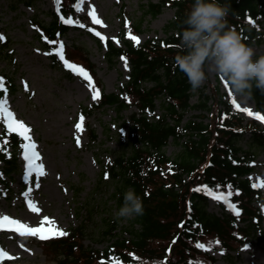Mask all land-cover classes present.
I'll list each match as a JSON object with an SVG mask.
<instances>
[{
    "label": "trees",
    "instance_id": "obj_1",
    "mask_svg": "<svg viewBox=\"0 0 264 264\" xmlns=\"http://www.w3.org/2000/svg\"><path fill=\"white\" fill-rule=\"evenodd\" d=\"M21 1L29 6L36 3V0ZM52 1L60 11L53 7L47 13L48 19L32 15L31 23L36 26L40 45L49 51L51 66L69 75L59 54L52 51L59 45H53L51 41H62L70 29L71 26L59 17L61 14L68 17L77 0H60L59 5ZM192 3L193 0H157L145 4L144 13L152 17L163 7L175 10L174 17L164 26L165 36L159 40L147 39L141 44L124 40L121 47L107 40V64L113 65L122 55L129 65L128 79L118 93L105 92L101 87L89 52L79 45L63 43L65 58L85 67L101 91L94 104L80 107L86 118L105 106L114 107L117 115L126 108L135 107L128 115L126 141L113 151L110 162L101 164L98 186L110 181L116 183L109 198L106 197L113 200L111 207L115 210L123 203L124 192L133 187L142 197L145 210L142 215L129 219L130 225L126 229L129 236L117 232L119 217L106 219L101 240H106L108 245L98 249L84 242L86 220L91 219L97 206L92 204L87 209L86 219L70 228L67 235L39 242L44 259L56 264H111L112 258L116 257L123 264H140L145 258L160 261L167 256L168 264H214L215 257L208 249H225L229 256L230 251H236L255 235L256 230L261 231L258 238L264 236L263 215L254 204L255 200L262 198V192L253 187L247 177L253 169L251 162L264 151V125L254 120L245 121L234 114L230 104L223 100L217 84L209 83L208 92L202 87L192 90L186 74L174 65V56L181 51L178 47L180 33L186 27L184 20ZM221 3L229 5L228 22L246 43L260 41L256 25L251 24L253 20L259 23L261 17L264 18L260 0H221ZM131 30L142 31V20L132 22ZM45 36L48 40L44 39ZM8 42L0 40V55ZM148 82L151 85H147ZM4 83L11 91L17 88L10 76L6 75ZM3 92L0 89V95ZM195 94L197 100L191 103ZM163 97L160 101L162 110L156 113L158 100ZM251 97L256 111L264 113V91L254 87ZM190 109L198 110V113L183 122ZM85 123L89 142H95V129L90 127L88 119ZM245 134H248L246 148L242 143ZM170 140L180 145L174 156L165 152ZM21 142L22 138L16 133L2 130L0 161L7 176L18 169L14 152L20 148ZM8 146L14 151L10 158L5 153ZM105 173H108L107 177ZM204 185L215 192H231L228 200L240 209V213L210 211L208 201L216 198L207 190H197ZM217 240L219 244L215 243ZM197 242L210 247L199 248ZM169 248L172 249L170 253Z\"/></svg>",
    "mask_w": 264,
    "mask_h": 264
},
{
    "label": "rangeland",
    "instance_id": "obj_2",
    "mask_svg": "<svg viewBox=\"0 0 264 264\" xmlns=\"http://www.w3.org/2000/svg\"><path fill=\"white\" fill-rule=\"evenodd\" d=\"M155 1L157 0H82L81 8L78 10L75 7L71 17L79 20L85 27L72 25L63 37V42L79 45L89 52V59L95 64L96 75L105 92H119L128 79L129 72V67H125L127 60L122 57L116 58L113 65L107 64L104 55L106 40L110 39L115 45L121 46L125 39L140 44L147 39L159 40L165 36L164 26L174 17L175 10L164 7L155 17L145 14V4ZM260 1L264 8V0ZM93 6L104 21L103 25H97L92 20L90 12ZM51 7V0H36L35 6L26 5L21 0H0V33L9 40L0 55V75L4 78L6 75L12 77L17 86L15 92L7 90L9 107L17 119H22L29 125L30 135L40 153V162L45 166L44 175L39 178L40 186L36 187L35 173L30 174L28 180L24 179L27 161L23 147L20 151H15L21 166L18 165V170L9 177L3 173L0 163V215L12 216L32 226L39 224L43 215H48L55 220L57 227L68 233L70 228L86 219L87 209L95 204L97 206L93 209L91 219L86 220L87 236L84 242L94 248L104 249L108 242L101 240V231L105 220L116 216V210L111 207L113 200L106 197L109 198L116 183L110 181L98 186L101 164L110 162L113 151L126 141L128 115L135 107L124 109L120 115H117L112 106L93 111L87 119L90 127L95 129L97 139L89 142L86 117L80 107L90 106L97 99H92L88 82L77 73L71 70L68 76L51 66L49 53L41 47L38 35L30 23L31 16L35 14L38 18L48 19L47 13ZM138 20H142V31L133 33L129 24ZM90 27L102 32L106 40L92 33ZM257 28L260 31V41L251 46L256 54H260L264 53V20L262 24H257ZM132 36H138L139 43ZM205 69L206 79L201 87L206 92L209 91L208 83L218 84L223 100L230 104L233 113L245 120H254L259 125H264V121L238 110L231 103L232 99H236L241 108L247 107L256 111L254 100L250 96L236 94L229 83H224L211 64H207ZM147 85L151 83L148 82ZM4 95L5 93L0 97ZM164 98L158 100L156 113L161 112L160 101ZM196 100L197 95L191 97V102ZM197 113L198 110L195 109L187 110L183 121ZM81 115L84 116L82 131L75 127ZM4 126L6 125L0 119V137ZM77 136L80 144L76 143ZM247 138L248 134H245L242 140L245 148ZM179 150L180 145L173 140L165 146V152L169 156H174ZM13 152L10 148L6 149L8 156ZM252 164L253 170L248 177L252 184L259 185L264 180V151ZM29 187L32 192L25 196L24 193ZM259 188L263 192V198L255 200L254 203L264 215V185ZM28 199L36 203L41 209L40 213L32 212L27 205ZM208 209L218 214L234 211L225 200L217 199L208 201ZM129 219L119 217L117 232L123 236H129L126 231L130 225ZM239 224L243 225V222ZM260 232L256 230L255 235L250 236L238 250L231 251L229 256L225 250H212L211 253L216 258L215 264H264V236L258 238ZM20 236L22 235L15 230L0 229V248L15 257L0 261H10L11 264H56L53 260L44 259L39 237L26 235L32 240L21 242ZM245 244L249 245L246 249Z\"/></svg>",
    "mask_w": 264,
    "mask_h": 264
},
{
    "label": "clouds",
    "instance_id": "obj_3",
    "mask_svg": "<svg viewBox=\"0 0 264 264\" xmlns=\"http://www.w3.org/2000/svg\"><path fill=\"white\" fill-rule=\"evenodd\" d=\"M229 5L221 0H193L180 33L181 49L174 65L184 72L192 90L202 86L207 64L241 96H251L253 88L264 91V53L256 54L227 19ZM123 131V130H122ZM142 197L133 187L123 194V203L115 215L132 218L144 213ZM145 258L141 264H157Z\"/></svg>",
    "mask_w": 264,
    "mask_h": 264
},
{
    "label": "snow or ice",
    "instance_id": "obj_4",
    "mask_svg": "<svg viewBox=\"0 0 264 264\" xmlns=\"http://www.w3.org/2000/svg\"><path fill=\"white\" fill-rule=\"evenodd\" d=\"M55 3L57 5L60 4V0H55ZM82 5V0H78L77 4L75 7L79 10ZM60 9L59 7L57 8V12H59ZM90 15L92 17V20L95 22L97 25H103L104 21L100 19V17L97 15L95 8L93 6V9L90 12ZM60 20L64 22L65 24L68 25H79L81 27H85L84 25L81 24V22L77 19H73L71 16L65 17L63 14L60 15ZM251 19V18H249ZM33 27H36L33 25ZM92 33H94L97 37H100L102 40H106V37L104 34L100 31L97 30V28L92 27L89 29ZM131 35V33H128ZM59 35V34H57ZM6 39L3 33H0V40ZM45 40H48V37H44ZM114 40H117L116 37H113ZM132 39L139 43L140 38L138 36H132ZM117 42H119L117 40ZM53 45L58 44V47H53L52 51L56 52L59 54V58L63 61L64 66L67 67L68 69L72 70L73 72L77 73L80 77H82L84 80L88 82V88L92 90V99L96 100L101 96V91L98 87L95 86V82L93 80L92 75L89 73V71L81 66L78 65L74 62H71L70 60L65 58L64 55V44L63 41H56L53 40L51 41ZM122 59L125 61L127 60L126 57L122 56ZM127 63L125 62V67H127ZM4 77L0 76V89H2L5 93L3 97H0V119L3 120V123L6 125L7 130L9 132H14L18 133L19 136L23 137L26 143L22 145V147L25 149L24 151V157L25 160L27 161L26 169L24 171V179L28 180L30 177V174L35 173L36 175V187L40 186V177L44 175L45 172V166L43 163L40 162V153L36 150V142L32 139V136L30 135V127L28 124H26L22 119H17L16 114L10 109L9 104H8V97L6 95L7 93V88L5 87L4 83ZM225 84L228 83L227 80L221 78ZM27 87V85H25ZM231 103L238 109L243 112L248 113L250 116L256 117L257 119L264 121V113H261L259 111H253L251 108H241V105L237 103L236 99H232ZM83 121H84V116L81 115L79 118V121L76 123L75 127L76 129L82 131L83 130ZM7 143V141H5ZM76 143L80 144V138L77 136L76 138ZM2 175V173H0ZM108 173H105V176L107 177ZM264 185V180L260 182V184H253V187H259ZM207 190L208 194L210 196L215 197L217 200H226L228 202V207L234 209L237 213H239L240 209L231 201L228 200V197L232 195L231 192L228 193H219L212 191L211 189L208 188L207 185L201 186L197 190ZM237 192H239V189H236ZM32 192V188L29 187L27 191L24 193L25 196H27L29 193ZM28 207L32 210L34 213H40L41 209L36 205V203L32 199H28L27 201ZM45 225H48L47 227ZM0 229H14L15 232L20 233L22 236L24 235H30L33 237H39L42 240H47L52 237H59V236H65L67 235V232L59 228L55 225V220L48 216V215H43L39 224L36 226H32L30 224L24 223L20 219H15L12 216L9 215H0ZM175 239V238H174ZM216 244H219L220 241H215ZM248 244H245V249L248 248ZM23 247V245H21ZM197 247L199 248H205L207 249L210 247V245H205L200 242H197ZM171 248H169L167 251L168 253L171 252ZM29 251H31L29 249ZM223 251V249H221ZM133 257H135L137 260H139L138 257H136L135 253L131 254ZM7 259H14L15 257L12 256V254L8 251H5L3 248H0V260H5ZM142 262V261H141ZM140 262V264H141ZM111 264H123V261L119 260V258L113 257ZM157 264H168V257L165 256L163 260H160L157 262ZM202 264V262H201Z\"/></svg>",
    "mask_w": 264,
    "mask_h": 264
}]
</instances>
